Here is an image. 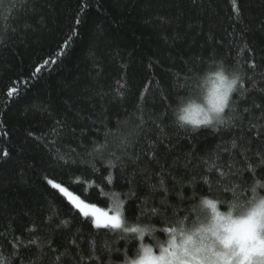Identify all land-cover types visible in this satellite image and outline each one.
<instances>
[{
    "label": "trees",
    "instance_id": "obj_1",
    "mask_svg": "<svg viewBox=\"0 0 264 264\" xmlns=\"http://www.w3.org/2000/svg\"><path fill=\"white\" fill-rule=\"evenodd\" d=\"M32 4L35 10L0 45V149L9 152L7 162H0V248L6 255L15 247L22 264H81V256L83 264H94L95 251V264H120L125 251L131 256L138 249L139 239L122 238L136 234L90 227L48 180L101 208L111 209L119 200L128 225L154 226L161 241L167 239L161 229L173 226L162 223L165 215L169 220L176 212L187 215L202 198L230 200L233 187L250 194L251 173H243L247 183L240 185L224 165L233 160L243 165L232 139L239 136L238 144L251 155L258 148L257 131H264L251 127L264 125L253 106H264V67L255 74L249 67L253 60L264 65V0H237L239 18L232 0ZM217 62L243 74L244 89L230 100L234 111L225 112L235 118L231 134H224L223 125L177 127L172 108ZM177 78L189 87L176 89ZM117 81L125 85L123 97ZM14 88L19 95L10 96ZM97 144L107 146L96 152ZM49 149L51 161L63 155L69 163L51 162ZM213 160L225 172L221 179L219 170L208 171ZM261 171L256 178L264 183ZM194 196L195 205L189 202ZM49 242L56 255L68 256L54 261ZM144 242L153 241L145 235Z\"/></svg>",
    "mask_w": 264,
    "mask_h": 264
},
{
    "label": "snow or ice",
    "instance_id": "obj_2",
    "mask_svg": "<svg viewBox=\"0 0 264 264\" xmlns=\"http://www.w3.org/2000/svg\"><path fill=\"white\" fill-rule=\"evenodd\" d=\"M232 6L237 18L240 17V7L237 4V0H232ZM34 11V5L32 0H0V45H6L8 39L11 38L12 33L15 30L16 22L24 15ZM81 21L77 19L75 23L79 24ZM247 47V45H245ZM227 65V64H225ZM231 68L230 65H227ZM255 74L256 70L264 65H258L254 60L249 64ZM238 70V69H237ZM39 72V69H36ZM241 73V72H240ZM251 79V77H249ZM120 84V81H117ZM239 89H244L243 74L239 80ZM174 87L176 89H187L189 87L187 81L181 82L177 78ZM120 97L125 95V85L120 84V87L116 90ZM13 92L19 93L14 88L12 92H9L11 96ZM243 95V91H241ZM232 97V95H231ZM226 93L220 94L216 97V102L221 105V111L224 109H231L230 100ZM255 108L260 109L262 118H264V106L259 104L253 105ZM245 112L249 109L245 108ZM226 115V113H225ZM60 122L57 121V125ZM225 127L224 134H231L232 128L235 126V118L229 116L227 122L222 124ZM252 128L261 129L264 125L252 124ZM214 131L219 132V127ZM31 135V133H29ZM57 135H62L57 132ZM258 148L254 153L250 152V148L244 144H238L239 136L232 139L231 149H240L241 155L244 157L243 165L239 166V162L233 160L232 163H225L224 167L228 169V174L234 177L240 182V185L246 184L243 173L248 172L252 175L254 183L251 185L250 194L244 192L238 193L236 187L230 189L232 198L230 200H223L221 197L216 199L202 198L198 205H195L196 197L189 198V202L195 206L189 210H185L187 215L181 216L179 212L174 213L177 216L175 220H169L165 215L162 223L171 224L173 226H167L161 229L163 233L167 234V239L164 241L156 239L154 233L157 229L154 226L141 227L139 223L128 226L126 215L122 212V204L119 200L113 202L111 214L107 211H101L94 205L90 206L76 197L71 198V204L74 205V211L76 216H82L84 222L89 226H93L96 229L105 230H122L125 234H136L135 236L122 237L127 240L139 239L141 250L139 257L133 264H264V212H258L253 209L250 212H243L248 205H252L257 197V189L264 190V184L257 179L258 169L262 170L260 174H264V131H257ZM38 139V138H37ZM55 143V142H54ZM39 146V145H38ZM106 144H97L94 151L101 152L106 147ZM127 141L122 142V147L127 148ZM52 149L46 155L50 156ZM223 151L231 150L224 148ZM220 153L217 152V156ZM9 157L7 150L0 149V162H7L5 158ZM256 157L257 159H253ZM120 157L117 156L116 160ZM51 161V156H50ZM63 161L65 165L69 163L64 159L63 155H57L54 163ZM72 163H75L73 160ZM111 167H115V163L112 160L108 161ZM213 169L220 171L221 179L225 176L223 169L217 164L215 160L209 165L208 171ZM109 181L112 177L109 176ZM205 183L209 184V192H211V184L208 182L207 177H203ZM47 184L51 185L53 189H59L60 193L65 196H70L67 189L62 188L60 184H54L51 180L47 181ZM237 185V186H240ZM160 187H164V181L161 179ZM154 188V186H153ZM167 192V189H164ZM261 205L264 206V201H261ZM226 207L227 211H222L221 208ZM240 209L239 215H234V210ZM154 214L157 213V209L152 210ZM139 220V217H137ZM30 231L34 232L35 229ZM145 233L152 239V243L145 245ZM31 244H36L37 239H31ZM40 247L43 248L44 244L41 243ZM54 252V261L61 260V257H67L68 253H60L56 255V250L51 249ZM111 249H108L109 255ZM127 255L125 251L124 257ZM90 258H93L94 264L99 259L95 256V251L90 253ZM69 259H73L69 257ZM81 264H83V257H80ZM0 264H22V260L17 248L13 247V250L8 255L5 254L3 248H0Z\"/></svg>",
    "mask_w": 264,
    "mask_h": 264
},
{
    "label": "clouds",
    "instance_id": "obj_3",
    "mask_svg": "<svg viewBox=\"0 0 264 264\" xmlns=\"http://www.w3.org/2000/svg\"><path fill=\"white\" fill-rule=\"evenodd\" d=\"M240 78L239 70L230 68L223 62L210 65L197 77L190 94L178 100L172 108L176 126L182 129H196L201 126H220L226 123V108L224 111L220 110L221 105L216 102V97L226 93L230 98L236 91ZM261 201H264V193L258 192L256 201L252 205L246 206L242 211L247 213L255 209L258 212H264ZM240 211V209L234 210L233 214L239 215ZM148 244L145 242L146 246ZM140 252L138 247L133 255H126L120 264H133L138 259Z\"/></svg>",
    "mask_w": 264,
    "mask_h": 264
},
{
    "label": "rangeland",
    "instance_id": "obj_4",
    "mask_svg": "<svg viewBox=\"0 0 264 264\" xmlns=\"http://www.w3.org/2000/svg\"><path fill=\"white\" fill-rule=\"evenodd\" d=\"M53 182V181H52ZM54 184H58V183H56V182H53ZM62 188H65V187H63V186H61ZM66 189V188H65ZM68 191V190H67ZM68 193H70L71 195L70 196H66L67 197V199L71 202V198L72 197H76V198H78L79 200H81V201H83L80 197H78L77 195H75V194H73V193H71L70 191H68ZM65 195V194H64ZM84 202V201H83ZM85 204H89V203H86V202H84ZM90 206H93V205H91V204H89ZM95 206V205H94ZM96 208H99L101 211H107V212H109V214H111V209H105V208H101V207H98V206H95Z\"/></svg>",
    "mask_w": 264,
    "mask_h": 264
}]
</instances>
